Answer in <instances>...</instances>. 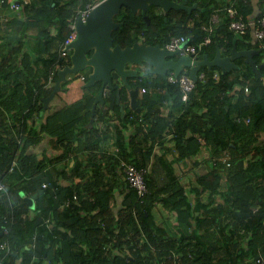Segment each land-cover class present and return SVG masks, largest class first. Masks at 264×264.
I'll return each mask as SVG.
<instances>
[{"label":"trees","instance_id":"16d2710c","mask_svg":"<svg viewBox=\"0 0 264 264\" xmlns=\"http://www.w3.org/2000/svg\"><path fill=\"white\" fill-rule=\"evenodd\" d=\"M6 1L2 3L5 7ZM99 1L30 0L27 4L21 1L20 13L13 12L6 22L11 31L0 25V32L7 33L6 44L0 46V184L4 185L0 190V241L7 240L11 246L9 251L0 252V264H194L196 249L202 246L200 240L211 233L176 241L178 244L163 241L151 218L162 194H169L163 200L173 204L182 221L191 228H216L213 234L217 236H213L217 244L222 240L229 253L237 252L242 257L238 260L240 264H253L264 254V67L255 71L250 63H245L243 69L244 59H238L241 68L221 73L217 80L213 71L219 68L213 67L205 82L196 83L190 108L181 99L179 85L167 84L161 77L160 83L151 79L145 84L147 88L161 86L166 91L162 95L144 94L140 99V105L146 107L144 113L132 108L122 111L121 104H116V91H111L115 117L123 123V128L110 131L115 137V154L101 155L107 145L103 134L109 131L102 134L95 127H88L97 93L91 99L48 114L40 129L34 124V116L41 118L46 108L43 99L35 96L36 91L47 84L50 68L59 57L62 65L71 61L70 56H60L58 46L70 35L72 19L79 9ZM189 2L197 4L191 13V27L184 11L156 16L151 8L148 23L141 12L133 14L124 8L119 19L123 25L113 31L114 43L126 47L142 40L156 45L167 43L171 36H187L193 45L200 46L206 36L203 26H213L212 18L217 14L219 22L213 27L209 48L223 49L225 55L231 54L234 46L238 50H259L253 59L256 65L264 64V39L255 37L259 21L264 18V0ZM235 19H242L249 26L245 33L231 29ZM30 33L32 40L26 36ZM29 42L34 44L32 48ZM209 48L203 46L201 51L210 53ZM40 66H44V72ZM88 78L89 74L86 81ZM125 92L123 88L122 104ZM162 101L170 105L167 117L155 109ZM205 103L206 112L197 115V109ZM83 110L85 115H81ZM98 116L103 117L99 109ZM239 118L242 121L237 122ZM101 120L108 125V121ZM80 121L79 131L76 126ZM131 125L134 127L129 140L143 144L135 158L128 152L130 142L125 139ZM194 126L201 130L202 138L191 135ZM166 133L175 142V160L191 159V166L197 168L191 169V179H195L190 187L177 181L169 164L165 186L156 190L150 179L153 152L156 145L163 143ZM43 135L50 136L58 146L65 144L66 154L62 156H71L75 161L70 170H62L61 176L48 182L47 188L43 184L47 182L50 160L45 154L38 157L30 149L40 143ZM86 152L93 160L88 169L79 163ZM225 158L229 165L223 161ZM123 161L148 170L149 194L140 197L130 187L122 172ZM77 174L87 182L76 183ZM63 176L68 183L59 182ZM113 177L123 178L128 186L118 214L113 204L116 185L107 182ZM187 191L189 197L185 196ZM35 194L32 209L26 198ZM74 195L78 201L64 207ZM223 220L227 222L228 233L225 229L217 232ZM111 248L119 253L115 254ZM213 250L209 245L203 250L204 255L209 256ZM173 255L176 259L168 258Z\"/></svg>","mask_w":264,"mask_h":264},{"label":"crops","instance_id":"0c3cea01","mask_svg":"<svg viewBox=\"0 0 264 264\" xmlns=\"http://www.w3.org/2000/svg\"><path fill=\"white\" fill-rule=\"evenodd\" d=\"M6 0H4V2H2L3 4L5 3ZM24 2L25 0H7V4L8 6H4L2 5V3H0V25L2 26L3 30H7V32L11 31V27H9V25L6 23L7 21H9L10 16L12 15V13L14 11L11 10L10 5L12 2ZM30 1V0H29ZM21 2V3H22ZM189 4H191L189 2ZM193 5V4H191ZM16 13V12H15ZM139 13V12H138ZM120 14V13H119ZM118 14V15H119ZM116 18V17H115ZM191 19V18H190ZM117 20V19H116ZM119 21V19H118ZM189 27L192 26V24L189 22ZM14 31V30H13ZM52 33L55 34L56 31L52 30ZM7 34V33H6ZM5 33L3 34V32H0V46L2 44H6V41L4 36L6 35ZM28 36L27 38H30L31 40L32 35L31 33L26 35ZM140 43H143L142 40H139ZM147 44V43H146ZM29 46L30 48H32L34 46V44L32 42H29ZM207 48H209V46H207ZM234 48V47H233ZM219 48H212L210 47L208 50L210 53L208 52H203L197 55L198 60H202L203 55L204 54H208L210 59H213L216 56L217 50ZM254 50V49H253ZM222 55L225 56H229V55H225L223 53V49H220ZM242 51V50H241ZM264 54V52H263ZM238 59H244V58H238ZM235 60V64L237 66L240 67V65L237 63V60ZM247 64V63H246ZM132 67V66H129ZM243 69L245 68V60H244V64L242 65ZM40 71L44 72V66H40ZM241 68V67H240ZM239 68V69H240ZM184 69V68H183ZM212 68H208V67H203L201 68V70L198 72V75L201 73H206L207 77L209 76L208 73H210L209 71L212 70ZM220 70V71H219ZM219 70H215L214 72V78L217 80L219 79V76L221 73H225L223 72L220 68ZM235 70V69H232ZM231 70V71H232ZM49 71V70H48ZM85 74H89V71H85ZM139 75H141V78H129V83L132 85L133 88L135 87H139V96H138V104L140 105V99L144 96V94L146 93H150L153 95H156V93H161L159 95H162V93L164 94L166 91V88H163L161 86H157V87H150L147 88L145 86V84L150 81L151 79L156 80L157 82H161L159 81V76L157 75H153L150 74L149 72H145L143 70H140ZM217 76V78L215 77ZM117 80L114 81L115 84L120 85L121 87V92L123 90V88L125 89L126 87L123 86V84L120 82L119 77H116ZM68 82V81H67ZM86 82L81 81L80 79H75V80H70V82L68 83L67 86L65 87H61V90L59 92L56 93V95L53 97V99L49 102L48 106H46L45 110L42 111L41 113V118H37L36 116H34L35 118V125L38 126V128L40 129V125L42 123L45 122L46 116L54 111H60L65 109L67 106L73 104V103H77L80 100H85L87 98L91 99L92 95H95L97 93V96L100 92V87L101 84L97 83L92 87H85ZM55 84H52L51 86H47V84L36 91L35 96L39 99H45L47 98L53 88H54ZM146 88L148 91L146 93H141L142 89ZM127 90V89H126ZM127 93L126 98L124 100V105L121 103V99H120V106L123 107V110L127 111L129 110V108L131 107V102H130V98H129V93ZM124 93V94H125ZM190 96V101L188 102V106L187 108L191 107V102L193 103V97ZM158 95V94H157ZM111 96V91H107L105 93V103H97L96 104V99H95V104L96 105V110L99 109L100 112L103 115V119L105 121H108V125L106 126V124L103 122V120H101L102 118L99 116L96 117L95 114V118H94V122H93V127H95L98 131L100 130L103 134L104 131H109L106 134H103L104 137H106L107 139V145L105 146L106 150L104 152H101V155H110V154H115L117 152V147L115 144V137L114 135H112L110 133V131L116 130V129H121L123 128V123L119 120L116 119L115 117V113H116V108H115V99L110 98ZM97 98V97H96ZM110 98V99H109ZM108 101H107V100ZM116 104L117 100H116ZM93 105V106H94ZM128 106V107H127ZM141 110L143 111V113L146 111V107L145 106H141ZM93 109V107H92ZM121 109V107H120ZM155 109L159 110L160 115L162 117H167L169 115L170 112V105L167 101H162V103L156 104L155 105ZM207 110V104H203V106H201V108L198 110L197 109V115H202L203 113H205ZM86 110H83V112L81 113V115H85ZM139 113V112H138ZM182 113H184V109L181 110L178 114L179 116L182 115ZM193 114V111H192ZM106 115V116H105ZM31 124V123H30ZM80 126H81V121L77 124L76 129L80 131ZM134 126H129V128H127V132H125V139L126 142H130L129 147H128V152L131 154V152L134 154L132 157L135 158L137 156V154L139 155V149L143 148V144H136L135 142H132L129 140V138L132 135V130H133ZM123 130V129H122ZM190 135V133H189ZM191 135L196 136L198 138H202V132L201 130L197 127L194 126V130L191 131ZM142 137V135H140ZM139 138V141L142 138ZM264 137V135H263ZM65 148L66 145H57L55 143H53V139L48 136V135H43V139L40 141V143H38L37 145L32 146L30 149L33 153H36L38 155V157L42 158V156L45 154L50 160L49 162V167L46 171V178H47V182H50L52 179H55L56 177L61 176L60 172L62 170H70L71 167L73 166V163L75 162L73 158H71V156H62L65 155ZM177 150H175V142L172 139V136L168 133L165 134V138L163 140V143L160 145H156L155 150L153 152V156L151 159V163H150V179L152 180V183L154 185V187L156 188V190L162 188L163 186H165L168 182V177H167V171L169 169V167H172L174 176L176 177L177 181L180 182L181 184H184L188 187H190L191 182H194V178L193 180L191 179V173H189V171L196 170V166L194 165L191 166V159H184V160H179L176 161L175 159V154ZM100 152V151H98ZM89 152H86L85 154L81 155L79 158V163L82 166V168H90V164L93 160L89 159ZM99 155V153H98ZM65 157V158H63ZM106 161L104 160L103 163L106 166ZM169 164V167H168ZM87 166V167H86ZM118 169V168H117ZM187 171V172H186ZM193 173V172H192ZM61 180H63L62 182L64 183H68V179L63 177L59 178V182H61ZM192 180V181H191ZM75 182L76 183H80V184H85L87 182V179H82L80 178V175L77 174L76 178H75ZM109 183H111L112 185H116L115 190H114V211L116 214L119 213V211L122 209L123 206V202L125 200V197L127 195V184L124 181L123 178L121 177H113L112 179H108ZM169 194H162L161 196V200L159 202H157V204L155 205V207L152 210V214H151V218H152V223L154 224L153 226H155L156 228L159 229L158 234H161L160 237L163 239V241H165V239H167V243H171V244H178L180 242H182V240H189V238H191V236H201L204 232H208L211 233L208 238L202 239L200 240V244L202 246H200L198 249H196L198 252V255L195 258V263L194 264H240L241 262H238L239 259H241L242 257H238L237 256V252H235V254L233 253H229L227 247L225 246V243L221 240L218 242V244L215 242V238L213 235L217 236L216 234H213V232H215L216 228H211V227H203V229L200 228H196V226H194L193 228H191V225L189 223H186L184 220L182 221V217L180 216V214L178 213V210L176 211L175 206L170 203H166L163 198L165 197H169ZM190 195V192L187 191L185 196ZM189 197V196H188ZM191 198V196H190ZM207 196L204 197V199H206ZM33 218V215H31ZM226 223L225 220H223L221 222V224L219 225L220 228L219 230H217V232H221L222 230L225 229V232L228 233V228L226 227ZM194 230H196V232H193ZM196 233V234H194ZM204 233V234H205ZM185 238V239H184ZM178 243H177V242ZM183 242H190V241H183ZM206 242V243H205ZM192 244L195 243L194 239L191 242ZM210 245V248L213 247V253L210 254L209 256H205L203 250L207 249ZM126 247V246H125ZM112 250H114L115 254L119 253V250L111 248ZM237 250V249H235ZM191 252V249L189 250ZM189 255L192 257V253ZM169 259H176V256H169ZM212 260V262H211Z\"/></svg>","mask_w":264,"mask_h":264},{"label":"water","instance_id":"95a60500","mask_svg":"<svg viewBox=\"0 0 264 264\" xmlns=\"http://www.w3.org/2000/svg\"><path fill=\"white\" fill-rule=\"evenodd\" d=\"M152 7L166 13L184 11L188 13L187 21H189L197 4L189 5V0L183 2L177 0H102L97 3L85 20L78 19L77 38L67 47V51L72 52L71 64L65 65L58 71L57 81L51 94L43 99L45 105L48 106L70 76L85 71L90 72L85 87L101 84L96 104L105 103L107 91H116L117 103H120L121 87L114 83L116 75L129 93L132 109L141 112V107L138 104L139 87L133 88L129 83V78H141L140 70L144 71L147 67L151 68L150 74L157 75L164 80L167 79L168 71L172 70L178 75L182 72L183 67H187L190 69V77L195 82H198V72L203 67H218L223 72L239 69L240 67L235 64V60L238 58H244L245 63H250L255 71L264 67V64L256 65L253 59L255 54L260 53L259 50L241 51L235 46L229 56L224 57L218 49L213 59H210L208 54H204L202 60H193L192 56L180 55L178 51H170L165 43L149 45L135 40L132 45L126 47L114 43L113 31L123 25V22H117L115 17L123 8H129L133 14L141 12L150 23L148 12ZM96 108L94 105L88 124L89 128L93 126ZM121 110H123L122 106ZM36 199L37 194L26 198L30 208L35 209Z\"/></svg>","mask_w":264,"mask_h":264},{"label":"built area","instance_id":"2783aa9c","mask_svg":"<svg viewBox=\"0 0 264 264\" xmlns=\"http://www.w3.org/2000/svg\"><path fill=\"white\" fill-rule=\"evenodd\" d=\"M4 2V1H2ZM29 3V0H25L24 4ZM23 4L21 2H12L10 5L11 10H13L16 13H20L22 9ZM94 5L89 4L84 9H79L77 11V15L72 19L70 23V29L71 33L68 36V38L64 41H62L58 46V51L61 57L67 58L70 56L71 52L67 51L68 45H70L76 38H77V21L79 18H82L85 20L91 10L93 9ZM230 16L234 17L233 11H230ZM219 22V16L215 14L212 18V25L213 26H203V30L206 32V36L204 38V41L200 46L193 45L191 43V38L187 36H171L169 42L167 43V48L170 51H178L180 55H186V56H193V60H196L198 53L201 51L203 46H208L212 44V35H213V27L215 24ZM231 29L239 32V33H245L249 26H247L242 19H235L231 22ZM255 37L258 40L264 39V18L259 21V27H257L255 32ZM61 58L59 57V60L54 63V65L50 68V74L47 81V86H51L54 83L55 80V74L58 68H61L62 65L60 63ZM199 81L205 82L207 79L206 73L199 74ZM217 78V76H215ZM84 76H80V80H84ZM167 82L169 84H177L179 85L180 92H181V99L183 102L188 103L190 101L191 93L194 92L196 88V82L190 77L188 69L184 68L180 75H176L174 71H171L170 74L167 77ZM246 92H248V88L245 89ZM147 90L143 89L142 93H146ZM242 120L237 119V122H240ZM249 119H246V122L249 123ZM225 163L228 162V159H223ZM13 164L16 165V160L13 161ZM229 165V163H227ZM122 172L124 175V178L128 182L131 188L135 189L140 197H144L147 194H149L151 191L147 185L146 176L148 175V170L146 169H138L136 166H134L131 163H128L126 161H123L121 163ZM48 184L44 183L43 188H47ZM4 189V185L0 184V190ZM78 201V196L74 195L72 199L66 201L64 207H69L73 202ZM8 223V220L6 221ZM4 232L8 233V229L4 228ZM11 248L9 242L7 240L0 241V252L1 251H9ZM253 264H264V254L257 257Z\"/></svg>","mask_w":264,"mask_h":264},{"label":"clouds","instance_id":"9594fccd","mask_svg":"<svg viewBox=\"0 0 264 264\" xmlns=\"http://www.w3.org/2000/svg\"><path fill=\"white\" fill-rule=\"evenodd\" d=\"M102 1V0H101ZM101 1H99V2H101ZM178 2H183V1H179V0H177ZM98 2V3H99ZM97 4V3H96ZM96 4H93L94 6L96 5ZM190 5V4H189ZM116 20V19H115ZM117 21V20H116ZM190 21V20H189ZM188 21V22H189ZM117 22H121V21H117ZM190 25V24H189ZM171 38V37H170ZM170 40V39H169ZM75 41V40H74ZM169 42V41H168ZM167 42V43H168ZM167 43H165L166 45H167ZM167 47V46H166ZM71 52V51H70ZM72 53V52H71ZM70 56H71V54H70ZM193 57V56H192ZM193 59V58H192ZM196 60H198V59H196ZM71 64V61H70V63L69 64H65V65H70ZM62 65V64H61ZM64 64L62 65V67L61 68H58V70L56 71V74H55V76H57V73H58V71L60 70V69H62L64 66H65ZM183 68H186V69H188V72H189V75H190V69L189 68H187V67H183ZM172 70H170V71H168V74H167V77H168V75L170 74V72H171ZM182 71H183V69H182ZM181 74V73H180ZM180 74H178V75H180ZM86 75L87 74H85L84 72H82V73H79V74H77V75H72V76H70L69 77V80L68 81H70L71 79H80V76H84L85 77V79L84 80H81V81H83V82H87L86 81ZM177 75V74H176ZM199 76V75H198ZM73 79V80H74ZM163 79V78H162ZM56 81H57V78L54 80V83L53 84H55L56 83ZM166 81V83L167 84H169L168 82H167V79L165 80ZM198 81H199V77H198ZM197 83V82H196ZM144 89H146V88H144ZM143 90V89H142ZM147 90V89H146ZM148 91V90H147ZM141 93H142V91H141ZM248 93V92H247ZM144 94V93H143Z\"/></svg>","mask_w":264,"mask_h":264},{"label":"flooded vegetation","instance_id":"af4514ba","mask_svg":"<svg viewBox=\"0 0 264 264\" xmlns=\"http://www.w3.org/2000/svg\"><path fill=\"white\" fill-rule=\"evenodd\" d=\"M190 5H191V4H190ZM152 8H153V10H154V11H152V12H155V15H156V16H162V15L166 14V12H163L161 9H157L156 7H152ZM123 9H124V8H123ZM123 9H122V10H123ZM122 10H121V11H122ZM150 10H152V9H150ZM150 10H149V11H150ZM121 11H120V13H121ZM167 13H168V12H167ZM187 15H188V13H187ZM138 41H139V40H138ZM150 70H151V69H150L149 67H147L146 70H144V71H145V72H149Z\"/></svg>","mask_w":264,"mask_h":264},{"label":"rangeland","instance_id":"374dc122","mask_svg":"<svg viewBox=\"0 0 264 264\" xmlns=\"http://www.w3.org/2000/svg\"><path fill=\"white\" fill-rule=\"evenodd\" d=\"M120 17H121V16H120V14H119V15H117V16H116V18H115V19H117V20H118V19H120ZM55 79H56V76H55ZM186 172H187V171H186ZM189 173H192V171H189ZM194 179H195V178H194Z\"/></svg>","mask_w":264,"mask_h":264}]
</instances>
